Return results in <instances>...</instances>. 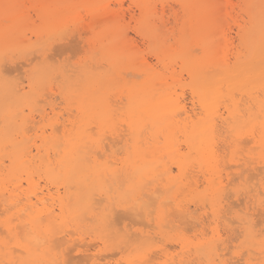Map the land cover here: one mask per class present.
I'll use <instances>...</instances> for the list:
<instances>
[{
	"label": "bare ground",
	"instance_id": "1",
	"mask_svg": "<svg viewBox=\"0 0 264 264\" xmlns=\"http://www.w3.org/2000/svg\"><path fill=\"white\" fill-rule=\"evenodd\" d=\"M180 1L182 5L187 6L184 8L187 12L192 14V17L199 16L203 11H205V13L210 12L209 7H207L210 5V3L207 1L211 2V0ZM70 2H72V0H56L55 5L59 6V4L61 5ZM198 2L201 4L204 2L203 8V4L199 5ZM240 2L243 4L242 12L247 18V20L244 22V25L239 26L238 28L239 36L245 50L243 51L245 53H242V56L240 57H238V55L234 63L231 64L229 61L225 60L226 58L224 57V54L222 55L223 50H219L220 47L218 50L214 48L215 42L217 40L214 36L217 32H215L217 23L216 27H213L215 25L212 23L213 21L209 26L204 28L201 21H198L196 28L200 29L195 31L200 33L199 38H195H197V41L201 42V49L208 50L212 54L205 55L199 59L189 57L187 55L188 49H186L187 40L181 39L180 41V45L182 46L181 51L183 56L185 55L182 66L186 67L188 75L191 78L192 95L199 107L198 110H200L196 121L191 119L192 115L191 113L189 115L185 105L180 103L174 94L175 92L173 93L170 91V88L164 79H162L159 74L155 72L154 68L147 61L143 60L141 63L139 62L140 66L133 70L137 76L139 75L141 77L139 82L124 81V79H122L120 76L121 70L130 66L131 62H125L123 60L124 57H126V59L128 57L125 53L116 51L117 47L115 50H113L114 47L111 45L113 41H111L112 39L109 38L110 46L108 44L106 45L107 47H111V49H107L104 45L105 43L103 44L101 40H97L100 42V58L104 59V61H107L106 65H108V69L106 68V70L98 72L91 71V69H87V71L83 70V72H81L82 74L80 75V79H78L77 83L72 85L68 91V99L76 100V104L78 105L80 117L78 120L76 118L77 122L74 123L75 125L69 122L70 125H67H72L69 129L63 125V132L60 136L56 134V130L60 125L56 126L52 123L50 128L51 133L48 136L43 135L39 145H37L35 140H31L32 138L27 133L29 131L27 129L28 120L27 122L25 120L27 114L25 115V118L23 116V107L27 105L29 107H31V105L34 107V96L40 95L39 90L43 88V83L39 82L33 85L30 88V92L32 93L28 96H22L20 91L15 86L8 83L7 80L4 79L3 73L5 71L3 70L4 67L1 64L2 55H4V53L7 54L10 52H15L17 51L16 49L19 48L24 49L26 46L29 47V43L28 41L25 42V40H22L19 37L21 36L19 35L20 28H22L24 25L23 22L26 20H19L18 18L21 16L18 15V12L15 9H9L10 17L6 20L3 8L2 13L0 14V19H4L6 24L1 26L0 30V202L4 203L5 206L12 205L14 207L17 205V202H20L17 201L19 197L21 198V201L22 199H25V203L15 212L17 216L19 213L22 216L21 220H23V222H20L21 225H19L20 223H17L16 225L19 226L15 227H18L19 230V227L21 226L19 230L20 232L15 231L14 227L11 226V224L7 221L3 224L5 227L4 230L11 238L8 241H11V243L8 244L9 242L7 243L0 240V263L4 261L2 263L4 264L6 261V263L8 262L10 264H14V262L24 259L44 260L47 262V264H59V262L61 264V261L59 260H61L63 256L62 252L65 253V251L61 250V252L58 249H62L60 246L69 242H71V247L75 249L76 245L75 247H73L74 245L72 246L74 241L73 234L77 233L76 230L78 229L79 231L83 225H87V227L89 226L92 230L103 233V235H101L103 237L101 238L103 242L115 236V238H118V243L123 245V247L127 250H131V253L133 252L134 255L132 256L129 254L132 256V259H129L128 261L129 264H135L138 262L141 264H150V259L151 257L153 258V256L149 257V250L152 248L149 235L141 234V236L137 238L135 237L136 234H134L133 236L135 238H132L131 235L128 236L127 234H119L120 229L119 231L117 230L115 222L117 218H114L116 217L115 212L118 210L123 212L121 219H124V215L126 214L125 217L127 216V219L147 223L145 224L146 226L151 224L152 226H149H151V228L155 227L157 232H159L163 238L169 239L171 237H175L172 234L174 232L172 230L175 229L173 228L175 218L173 219L174 216L172 217L171 215L175 213L177 219L180 218L181 220H185L188 218V215L191 214L188 209L183 208L184 205L182 206L180 204L182 203L181 201L180 203H175L176 199H178V196H182L180 194L182 190L181 184L178 183L177 179L184 175L185 171L190 165L191 167L192 165H196V167L199 169L198 171H202L204 173V182L207 184V190L203 195H201L200 199H202L203 202L207 201L206 203H208L212 211H214L221 187H223V181H221L218 171L219 167L221 166H219L218 162L219 159L222 161V158H220V156L217 154V149L215 150V139L217 135L216 132H218L216 129L219 127L217 126L218 123H221V125L225 124L227 129L235 132L237 135H239V137L250 133L249 135L251 141H249L259 150L257 155L261 163L264 165V159L261 158V149L264 141H262V129L259 119L262 103L261 96L264 95V89L261 87L262 80H264V56L261 55L262 42L259 26L261 0H240ZM222 3L224 4V2L221 1V4ZM50 5L52 6V4ZM80 6L81 5H79V7ZM215 6L219 7L218 3L215 4ZM79 7H77V9ZM139 7L142 18L145 19L151 16L152 12L151 9H149L150 7L148 4L142 3V7L140 4L138 8ZM221 7L223 8V5ZM216 9L213 7L214 12L218 10ZM99 10H101V8ZM73 12L66 8L63 11V14L68 15L73 14ZM61 14L62 13L59 11V9L45 6L38 14L40 17L39 19L42 21V27L35 29L33 34L37 37L40 36L38 38H42L43 36L41 37V35L43 34L45 36L47 35V38H49L51 36L50 33H52L54 30L56 31V29L60 27L61 23L59 22L65 20V15L62 16ZM223 15L224 14L220 15L219 17H223ZM26 18H28V16ZM59 18H62V20L60 21ZM98 18L94 19L96 20ZM110 18L113 17L111 16ZM103 19H101V21H103ZM99 22L100 19L97 24H99ZM213 28H215L214 31L212 30ZM187 29V31H189V28ZM141 30L143 31L142 33L145 32L146 37H149L151 41L157 40L156 37H158V34L152 33L150 31L151 28L148 25L144 26ZM181 32L184 36L183 29ZM104 33L103 35H105V39L106 36L109 37V33ZM48 35L50 36L48 37ZM101 36L97 38L103 39V36L102 38ZM218 40L219 44L221 45L220 42H223V38L221 39L220 37ZM222 46H224L223 43ZM157 52V60L163 63L161 58L165 54L163 53V50L159 44H157ZM163 57L165 58V56ZM1 66L3 67L2 69ZM189 69L192 70L191 73L189 72ZM43 78H45V76L41 77L42 80ZM116 93L117 95L124 94L126 100H123L126 102L122 103L120 101L116 102L110 100L111 95ZM75 95L76 98H74ZM47 98L49 99V97ZM202 99L205 101L203 105L201 103ZM111 101L115 103L120 102V104H123L122 107L117 109L119 114L127 115L130 110L136 113V118L132 121V127H129L127 123H122V126L125 127L123 129H126L127 131L126 134L128 138L126 137L127 139L124 143V149H122L123 155L121 156L117 154H120L121 150L120 152L117 150L114 152L112 151L111 147L108 148L109 144L107 149H109L111 153L110 155L106 154V151H108L105 150V145H107V143L104 141L106 138H103L102 136L104 135L105 131L109 130L110 132V130H112L115 133V136L113 135L114 137L110 138L109 140L115 139V141L118 140V142H120L119 139L121 136L119 133L115 132L118 130L116 129L118 128L117 125H120L116 123L109 126L105 121L106 113L117 111L113 109ZM220 105H224V109H222V111L224 110L223 112H221V109H219L222 108ZM115 107L118 108L117 105H115ZM250 108L254 109V113L251 123L247 126H245V123L242 119L235 118V115H229V112L236 114L241 110L248 111ZM91 123L96 125L98 130L97 137L95 138L89 132V130L92 131V127L90 126L92 125ZM43 133H45V131H43ZM178 134H180L182 141L180 140L178 142V139H180V136H178L179 138L177 139ZM245 140L246 143H241L243 144V148L249 143V141L247 143V139ZM112 142L113 143H110L113 146L115 142ZM180 142L185 144V149H187L186 153H182V147L184 146L182 145L181 147ZM250 164L252 163L250 162ZM111 165L116 166L113 167ZM241 165L243 166V164ZM173 166L178 170L180 176H173ZM254 167L252 170H256V167ZM40 174H43L45 177L46 187L43 188L46 192L43 191V188L37 187L38 184L36 183L38 182H34V176H39ZM187 174L188 173H186V175ZM187 176L190 177V175ZM253 177L255 178V176ZM184 178L187 182L186 177ZM246 178L245 181H251L253 179L251 177V180H246ZM24 180L27 182L29 187V191H27V193H24L22 189V182ZM197 182L198 181L195 183L190 182L191 187L195 186L196 189ZM157 183L162 185V193L158 191V188L156 187L158 186ZM180 183H182V181H180ZM58 184L62 185L61 187L63 189V196L60 195L61 188H59L60 185L58 186ZM48 185H52V187L54 186L55 194L57 196L56 199L53 196L55 194H52L53 192H51V189ZM189 188H187L188 192H195L193 190L194 187L192 190ZM101 190H103L104 195L101 194ZM109 190L111 191L110 198L107 196ZM156 191H158L159 194H157ZM34 194L38 195V200ZM188 194L189 193H187V195ZM22 196L24 198H22ZM47 197L52 200L50 204L47 205L45 203H40L45 201ZM243 199L239 198V200ZM37 203L42 205V210H34L35 207L37 208ZM171 203H174L175 205H172ZM24 212H27V214L23 216ZM262 215H264V213H262ZM17 216H15L14 219H16ZM23 217L26 218L24 219ZM221 217H225V215H221ZM39 219L44 220V226H41L37 223ZM118 220L119 219H117V221ZM193 220H195V218ZM11 221L13 220L11 219ZM232 222L233 221H231V223ZM260 223L262 222L260 221ZM187 224H185V229H187ZM49 225L51 226V231L48 230ZM243 225L245 224H242V226ZM191 227H189L190 230ZM68 232H71L72 234ZM61 233H68L67 237L61 239L63 236ZM4 238H7L6 234ZM21 240L24 241L23 244H21ZM155 240H157V238ZM181 240H179V242ZM160 241H163V239ZM75 242L76 241H74V243ZM163 242L165 243V241ZM181 242L183 243L182 248L187 247L188 243L185 241ZM164 243L162 244L165 245ZM215 244L216 243L214 239L206 242H197L193 246L194 252H186L193 253L195 260H197L194 264H198L197 262H199V264H217L215 261L220 256L218 255L220 253H216ZM79 246L82 245L80 244ZM65 247V249H67L69 246ZM26 248L28 250H26ZM15 251L18 252V254H15ZM22 252L23 255H21ZM69 255L65 254V256ZM191 255L188 257H191ZM85 257L87 258V255ZM63 258L65 259L66 257ZM104 258L101 259L103 260ZM184 258L185 257H182L183 261L185 260ZM64 259H62V264H65ZM97 260L100 259L98 258ZM102 260L100 261L102 262ZM153 260L155 259L153 258ZM87 261H89V259H87ZM219 261H221V259ZM168 264L172 263L168 262Z\"/></svg>",
	"mask_w": 264,
	"mask_h": 264
},
{
	"label": "rangeland",
	"instance_id": "2",
	"mask_svg": "<svg viewBox=\"0 0 264 264\" xmlns=\"http://www.w3.org/2000/svg\"><path fill=\"white\" fill-rule=\"evenodd\" d=\"M221 1L224 2V4L223 3L221 4ZM221 1L219 0H211V2L207 1L210 3V5H213V6H215V4L218 3L219 7L215 6V9L216 8L218 9V10L216 9L217 11L214 12L213 7H212V8H209L210 9L209 13H205V11H203L202 14H200L199 16L192 17V14L187 12L185 8L178 7L182 5L180 0H72V2L70 3H64L61 5L59 4V6L55 5L56 0H45V1L44 0H39V1L38 0H0V14L3 11V5L5 4L25 6V7L20 8L22 10L20 9H15V10L18 12V15L21 16L18 18L19 20L27 21V22L26 21L23 22L24 25L22 26V28H20L19 35L21 36L19 37L20 39L25 40V42L28 41L29 43V47L26 46L24 49L19 48V49H16L17 51L14 50L15 52H10L7 54L4 53V55H2L1 64L4 67L3 70L5 71L4 72L2 70L4 72L3 73L4 79L7 80L8 83L15 86L20 91L22 96H28L29 94H31L32 92H30L31 91L30 88L33 85L39 82L43 83V88L39 90V93L41 96L40 95L34 96V100H35V104H33L34 107L32 105L31 107H29L28 105L23 107V111H24L23 116L25 118V115L27 114V117L25 120L26 122L28 120L27 129L29 131L27 130L28 132L27 131L26 132L32 138L31 140H35L37 145H39L41 143L42 136L43 135L48 136L51 133L50 128L52 126V123L53 125H56V126L60 125L58 129L56 130V134L58 136L62 135L63 125L67 127L68 129L71 128L72 126V125L68 126L70 125V123L71 124L73 123V125H75L74 123L77 122L78 118L80 117L79 116L80 114L78 110V105L76 104V100L68 99V91L70 90L71 86L76 84L78 79H80V75L82 74L81 72H83V70L87 71V69L89 70L91 69V71L98 72V71L106 70V68L108 69V65H106L107 61H104V59L100 58V51H99L100 42H98L97 40H101L103 44L105 43L104 45L107 49H111V47H109L110 46L109 38L112 39L111 41H113L111 45L114 47V49L113 48L112 49L115 50L117 47L116 51L125 53L128 57L127 59L126 57H124L123 60L125 62L127 61L131 62L130 66L123 68L121 70L120 76L122 79H124V81L139 82L141 80V77L139 75L137 76V74L133 70L140 66L139 62L141 63L143 60L147 61L154 68L155 72L159 74V76L162 79H164V81L170 88V91L173 93L175 92L174 94L178 98L180 103L182 105L183 104L185 105V108L189 112V115L190 113L192 115L191 119L193 121H196L200 110H198L199 107L196 104L195 99L192 95L191 78L188 75L186 67L182 66V62H183V59L185 58L184 57L185 55L183 56V53L181 51V47H182L180 45L181 39L187 40L186 49L195 48V47L201 48V45H200L201 42L197 41L196 40L197 38H195V37L199 38L200 36L199 32H195L196 30L200 29V28H196V25L198 24V21H201L203 28H204L206 26H209L211 22L213 21L212 23L215 24L213 27H216V23H217L216 29L215 28L212 29L213 31L215 29V32L217 31L216 33L214 32L215 33L214 36L217 39L215 42L214 48L216 50H218L219 47L222 48V49L219 48V50L220 51L223 50L222 55L224 54V57L226 58L225 60L229 61L232 64L236 61V58L238 55H239L238 57H240L242 56L241 55L242 53L243 54L245 53L244 52L245 50L243 48V45H242V42L239 36V30H238L239 26H243L244 22L247 20L246 16L242 12L243 4L240 2V0H221ZM142 3L148 4L150 7L149 9H151V12H152L151 16L145 19L142 18L140 14V7L138 8L139 4L142 7ZM50 4H52V6ZM200 4L201 3H199V5ZM202 4L201 5L203 8L204 2ZM33 5L42 6L39 12H41L45 6L46 7L48 6L51 8L55 7L59 9V11H61L62 13L61 14L62 16L65 15L63 14V11L66 8H68L69 11H72V12L74 11L75 13L73 12L74 15L66 14L64 21L62 20L63 17L59 18L60 21L62 20V22H59L61 23L59 27L60 29L58 28L56 29V31L54 30L52 33H50L51 36L48 35V37L50 36L49 38H47V35L45 36L44 34L41 35V37L43 36L42 38H38L40 36L38 37L35 36L33 32L35 29L42 27V21L39 19L40 18L39 16L37 19L36 12H33V11H36L35 9L32 8ZM70 5H72L73 7ZM79 5L81 6L79 7ZM222 5H223V8L221 7ZM77 7L79 8L77 9ZM74 8L76 9V11ZM100 8L101 10H99ZM112 12L113 13L115 12L114 13L115 17ZM222 14H224L223 17L222 16L219 17ZM70 15H73V16H70ZM27 16L28 18H26ZM111 16L113 18H110ZM94 18H98V19L95 20ZM99 19H100V22L99 24H97ZM101 19H103V21H101ZM0 21H1L0 22V30H1V26H4L6 22L4 21V19H0ZM146 25H148L151 28L150 31L152 33L158 34L157 35L158 37H156L157 40L151 41L149 37H146L145 32L142 33L143 31L141 29ZM187 28H189V31H187L188 30ZM182 29L184 30V36L181 32ZM103 33L104 34L109 33V37L106 36V39H105L104 37L105 35H103ZM101 35L103 36L104 41L103 39L97 38V37H100ZM220 37L221 39L223 38V42H220L221 45L218 42L219 41L218 39ZM222 43L224 46H222ZM106 44H108L109 46L107 47ZM157 44L160 45L161 49L163 50V53L165 54L163 55L165 56V58L163 56L161 58L162 59L161 61L163 63L157 60V55H158ZM2 66H1V69L3 68ZM42 76L43 77L45 76V78L47 77L46 78L47 81L45 78H43L42 80L41 79ZM185 77H187V79H185ZM121 95L123 96V98ZM124 96H125L124 94L117 95L116 93L114 95H111L110 100H113L116 102L120 101L122 103H125L126 101L124 100L126 99ZM47 97H49V99ZM74 98H76V95L74 96ZM120 102L118 103L112 102L111 105H113L112 107L114 110H117L119 109V107L123 106V104H120ZM115 105H117L118 108H116ZM221 106L222 108H219V109H221L220 111L223 112L224 110L222 111V109H224V105H220V107ZM194 115H197V116H194ZM119 122L118 121L116 122L120 126L117 125L118 128L116 129L118 130L115 132L119 133V135L121 136L119 139L121 143L118 142L117 139H116L117 141H115V139L109 140L110 138H113L115 136L114 135L115 133L112 130H110V132L109 130L105 131L104 132L105 136L102 135L103 138L104 137L106 138L104 142L107 143V145H105V150H108L106 151L107 155H110L111 153V151L107 149L108 144H109L108 148L111 147L112 151L115 152V150H117L118 152H120L121 150V153L123 152L122 149H124V143H125V140L128 138V136L126 134L127 132L126 129H123L125 127L122 126V122L120 123ZM90 126L92 127L91 129L92 131L89 130V132L94 138L97 137L98 130L96 128V125L92 124ZM217 126H219L220 128L217 127L218 130L216 129V131L218 132H216L217 135L215 139V147H216L215 150L217 149L216 151L217 154L220 156V158H222V161L221 159H219V162H218L219 166L220 165L222 166V167L221 166L219 167L218 171H219L220 179L221 181H223L222 182L223 187H221L219 198L217 200V203L215 204L216 208L214 209V211H212L210 205L206 203L207 201L203 202L202 199H200L201 195H203L207 190L206 189L207 184L204 182V173L202 171L199 172L198 171L199 169L196 167V165L195 166L192 165V167L190 165L185 171L183 176L179 177L178 179L176 178L178 180V183L181 184L182 190L180 194L182 196L179 195L180 197L178 196V199H176L175 203H180L181 201L182 203L180 204L182 206L184 205L183 208L188 209V211L191 214H189L188 218H186L185 220H181L180 218L177 219L175 213L171 215L172 217L174 216L173 219L175 218L174 224H173L174 225L173 228L175 229L172 230L174 231L172 234L175 237H171L169 239L163 238L161 237L159 232H157L155 227L151 228L152 226L151 224H148L147 225L148 227H147L145 225L147 223L134 221L132 219H127L126 218L127 216L125 217L126 215L125 213H124L125 214L124 219L126 218L127 220L126 219L124 220V219H121L123 215L122 211L118 210L117 211L118 213L115 212L116 217L114 218L119 219L118 221L117 219L116 221L114 220L116 222L117 230L119 231L120 229L119 234H127L128 236L131 235L132 238H135V237L138 238L139 236H141V234L149 235L151 239V244H152V248L149 250V257L153 256V258L155 259L153 260V258L151 257L150 264H154V263L155 264H168V262L172 264L173 263L174 264L175 263L184 264L185 262H186L185 264H194L196 263L197 260H195L193 253H187V252H194L193 246L197 242H201V241L206 242V241H210L213 239L216 243L215 244L216 253L217 254L220 253L218 254L220 256L215 261L217 264H221V263L227 264V262L229 261L235 262L236 259L237 261L242 260L244 264H264V254H263L264 245H262L261 243L264 237H261L260 235L261 229L263 228L262 230H264V215H262V213H264L263 212L264 209L259 207V195H258L259 192L264 191V188L261 187V179L262 177H264V165L261 163V161L258 158L257 153L259 150L257 149L256 146H254L250 142L251 141L250 140L251 138L249 135L250 133L239 137V135H237L235 132H232L229 129H227L226 128L227 126L225 124L221 125V123H218ZM219 130L221 131L222 134L220 133ZM43 131H45V133H43ZM178 136H180V134L177 135V139L179 138ZM245 139H247V143L249 140L250 141L243 148V144L241 143H246ZM180 140L182 141L181 136H180V139H178V142ZM112 141H114L115 144L117 142L119 144L117 143L116 146L115 144H113L112 146L111 144L113 143ZM180 144H181V147L182 145L184 146L182 147V149L184 150V151L182 150V153H186L187 149H185V144L183 142H180ZM121 153L120 154L117 153V154L121 156L123 155V153L122 154ZM250 162L254 164L252 165L250 164ZM241 164H243V166ZM254 166L256 167V170L255 169L252 170ZM256 172L257 173L259 172V173L257 174ZM186 173H188L187 175H190V177L187 176ZM173 176L174 177L180 176V174L178 173V170L174 168V166H173ZM253 176H255V178ZM184 177H186L187 182L185 181ZM245 178L246 180L247 179L249 180L252 179V180L251 181L247 180L248 181L247 182L245 181ZM34 180H35L34 182H38L36 184H38L39 187L41 188L46 187V183H45L46 181H45V177L43 176V174H40L39 176L35 175ZM180 181H182V183H180ZM189 181L191 183H195L196 181H198L197 188L195 189V186H193L194 187L193 189ZM187 183H190V184H187ZM255 183H256V186H255ZM157 185L158 186L156 187L158 188V191L162 193V185L160 183H157ZM22 186H23L22 187L23 192L27 193V191H29V187L25 180L22 182ZM58 186L59 188H61L60 195L63 196V189L61 187L62 185L58 184ZM49 187L51 189V192H53L52 194H55L54 186L52 187L51 185ZM44 188H43V191L46 192ZM187 188L191 190L193 189L195 192L193 191L188 192ZM249 188H250V194L247 191ZM184 190L187 192H185ZM158 191H156L157 194H159ZM228 191L230 195L228 194ZM187 193H189L188 194L189 196L187 195ZM53 196L56 199L57 197L56 194ZM22 198L24 197L22 196ZM239 198L241 199L244 198V199L239 200ZM17 201H20V202H17V205H15L14 207L12 205L5 206L4 203L0 202V206H1L0 207V214H1L0 215V231H1L0 240L7 242V243L9 242L8 244L11 243V241H8L11 238L9 237V234L4 230L5 227L3 226V224L7 221L11 224V226L14 227L15 231L20 232L19 230L21 226L19 227V230H18V227L17 228L15 227L21 225L20 222H23V220H21V217H22L21 214L19 213L18 215L19 217H18L17 214H15V212L16 210H18L19 208L23 206V204L25 203V199L24 200L22 199L21 201V198L18 197ZM45 201H46L45 204L48 205L51 203L52 200H50V198L47 197ZM171 204L175 205L174 203H171ZM36 209L42 210L43 209L42 205H39V207L34 208V210ZM225 211H228V212H225ZM192 212L194 215L192 214ZM25 214H27V212L26 213L24 212L23 216ZM221 215L222 216L225 215V217H221ZM15 216H17L16 219H14ZM19 218L21 221L19 220ZM23 218L25 219L26 217H23ZM190 218L192 219V221ZM194 218L196 221L193 220ZM11 219L13 221H11ZM175 220H178V221H175ZM231 221H233L234 223L232 222L233 223L232 224ZM260 221L262 223H260ZM17 223L18 224L20 223V224L16 225ZM241 223L245 225L242 226ZM185 224H187L188 230L185 229V226H186ZM180 226L183 228H181ZM188 226L189 227L192 226L194 228L191 227V230H190ZM76 231L77 233H74L75 235L73 234V239L77 243L76 242L74 243V241L72 243V246L74 245L73 247H75L76 245V248L75 249L72 248L71 242H69V243L61 245L60 247H62V249L61 248L58 249L59 251L61 250L65 251V253L61 251L63 255L61 260H59L61 261V264L63 262L62 259H64L63 257H66V258L68 257L67 261H66V258L64 259L65 264L66 262H71V264L72 263L73 264H96V263L98 264H121V263L129 264L128 263L129 259H132V256L134 255L133 252L131 253V250H127L126 248L123 247V245L118 243V238H115V236L103 242V240L101 239L103 238L101 236L103 235V233L92 230L89 226L87 227V225L85 226L83 225L79 229V231L78 229ZM68 233H71V232H68ZM68 233H61V235L63 234V236L62 238L61 237L60 238L61 239L66 238ZM5 234L7 238H4ZM134 234H136L135 237L133 236ZM242 234H243V237H242ZM159 237L163 239L165 243L163 241H160L161 239ZM156 238L157 240H155ZM179 240L185 241L186 243H188L187 247L182 248L183 243L181 241L179 242ZM162 243H164L167 246L163 245ZM80 244L82 246H79ZM65 246H69L71 248L67 247L68 249L67 251V249H65L66 248ZM80 247H82L83 249ZM107 247H110V248H107ZM70 250L73 252H71ZM66 251L68 254L66 253ZM110 253L113 255H111ZM255 253H259V254H255ZM15 254H18V252L15 251ZM65 254L66 255L70 254L69 255L70 257L65 256ZM129 254L132 256H130ZM86 255H87V258L85 257ZM189 255H191V257H188ZM100 257L101 258L105 257V258L102 260ZM170 257L174 258L175 260ZM182 257H185L184 261ZM98 258L102 260V262L100 260H97ZM192 258H193V261H192ZM87 259H89V261H87ZM220 259L222 262L219 261ZM197 263L199 264V262ZM4 264H10V263L8 262L6 263L5 261ZM135 264H141V263L138 262Z\"/></svg>",
	"mask_w": 264,
	"mask_h": 264
},
{
	"label": "snow or ice",
	"instance_id": "3",
	"mask_svg": "<svg viewBox=\"0 0 264 264\" xmlns=\"http://www.w3.org/2000/svg\"><path fill=\"white\" fill-rule=\"evenodd\" d=\"M22 7H25V6L9 5V4L3 5L5 19L7 20L10 17L9 9H20ZM41 7H42L41 5H33L32 6V8L36 10L37 19H38L39 10ZM178 7L184 8L187 6L186 5H180ZM207 7L212 8L215 6L208 5ZM260 9H261V13H260V19H259V26H260V34H261V42H262L261 55L264 56V0H261ZM210 54H212L210 51L202 50L199 47L189 48L187 50V55L189 57H193V58H197V59L201 58L202 56L210 55ZM189 72L191 73L192 70L189 69ZM185 79H187V77H185ZM261 87H262V89H264V80H262ZM194 94H195V90H194ZM261 101H262V103H261V108H260V113H259V119H260V125H261V129H262V141H264V95L261 96ZM204 102L205 101L202 99V101H201L202 105ZM253 113H254V109L250 108L248 111L241 110L236 114L229 112V115L230 116L235 115V118L242 119L245 123V126H247L248 124L251 123V121L253 119ZM135 118H136V113L134 111H131V110L127 113V115L119 114L118 110L105 114V121H106L107 125H109V126L116 124L117 121H120L122 123H127L129 127H132V121ZM261 158L264 159V144H262ZM111 166L115 167L116 165H111ZM37 187H39V185ZM261 187L264 188V177H262V179H261ZM247 191L250 194V188ZM101 194L104 195L103 190H101ZM34 195H36V194H34ZM258 195H259V207L264 209V191L259 192ZM107 196L109 198L111 197V191L110 190L108 191ZM36 199L37 200L39 199L38 195H36ZM40 203H46V201H42ZM36 206L39 207V203H37ZM37 223L41 226H44V220L43 219H39L37 221ZM48 230L51 231L50 225L48 226ZM260 235H261V237H264V230L261 231ZM23 243H24V241L21 240V244H23ZM261 243H262V245H264V239H262ZM26 250H28V249L26 248ZM21 255H23V252L21 253ZM14 264H47V262L44 260H24V259H21L19 261L14 262ZM66 264H71V262H66ZM227 264H244V262L242 260L241 261H235V262L229 261V262H227Z\"/></svg>",
	"mask_w": 264,
	"mask_h": 264
}]
</instances>
